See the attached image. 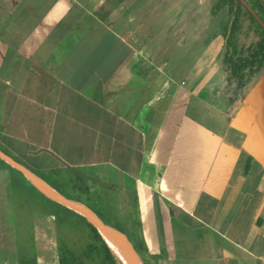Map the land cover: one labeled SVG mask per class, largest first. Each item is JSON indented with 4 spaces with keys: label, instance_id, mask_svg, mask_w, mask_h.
Listing matches in <instances>:
<instances>
[{
    "label": "crops",
    "instance_id": "1",
    "mask_svg": "<svg viewBox=\"0 0 264 264\" xmlns=\"http://www.w3.org/2000/svg\"><path fill=\"white\" fill-rule=\"evenodd\" d=\"M183 2L0 0V146L80 170L97 215L152 264H264V71L242 100L198 98L194 84L227 82L214 27L180 33L205 5L179 17ZM24 176L0 165V264L20 248L60 264L70 233ZM16 179L38 195L20 205Z\"/></svg>",
    "mask_w": 264,
    "mask_h": 264
},
{
    "label": "trees",
    "instance_id": "2",
    "mask_svg": "<svg viewBox=\"0 0 264 264\" xmlns=\"http://www.w3.org/2000/svg\"><path fill=\"white\" fill-rule=\"evenodd\" d=\"M186 1L189 10L192 7L196 10L198 7L210 4V13L213 16L223 12L220 24L210 33V39L220 42L218 59L221 61L225 80L231 86L230 101L242 100L264 71V0H184L180 5L179 17L186 12ZM0 149L26 165L1 146ZM251 159H247L244 172H247ZM0 165H5L24 176L2 158ZM33 172L66 197L88 205L102 217L91 200V184L77 168L33 170ZM261 188L264 193V177ZM41 194L55 213L59 226H65L70 233L68 236L60 235L58 238L60 264H123L109 249L91 220ZM257 221L264 228V218H258ZM112 230L119 242L128 249L121 226L117 225ZM137 247L146 250L140 243ZM22 250L20 248V264H37L33 248H30L28 256ZM131 254L143 264L139 256L132 252Z\"/></svg>",
    "mask_w": 264,
    "mask_h": 264
},
{
    "label": "water",
    "instance_id": "3",
    "mask_svg": "<svg viewBox=\"0 0 264 264\" xmlns=\"http://www.w3.org/2000/svg\"><path fill=\"white\" fill-rule=\"evenodd\" d=\"M0 158H2L4 161L10 164L12 167L22 172L28 178V180L43 194L81 213L89 220H91L97 227L102 239L105 241L109 249L118 257V259L123 264H141L131 254V252L119 242V240L112 234V232L104 224V222L97 215V213L93 209H91L88 205L74 201L66 197L64 194H62L61 192L53 188L51 185H49L47 182H45L40 176H38L30 168H28L26 165L16 160L8 153L4 152L2 149H0Z\"/></svg>",
    "mask_w": 264,
    "mask_h": 264
},
{
    "label": "rangeland",
    "instance_id": "4",
    "mask_svg": "<svg viewBox=\"0 0 264 264\" xmlns=\"http://www.w3.org/2000/svg\"><path fill=\"white\" fill-rule=\"evenodd\" d=\"M195 13H196V15H195V22L196 23L192 26H189L188 27L189 29L184 27V30H181L180 33H187L188 32L189 34L192 33V34L197 35L199 32L202 31V26L204 24L205 25L203 28H207L206 26H208L209 29H212L213 27L215 28L216 26H218L220 24V21L222 19V14H223V12L218 14L217 17L220 16V18H212L214 16L210 13V6L209 5H205V6L201 7ZM202 20H203V23L197 24L198 21L200 22ZM209 25H211V26H209ZM180 43L185 44L184 41L182 42L181 40L178 41V44H180ZM189 59H190L189 56H184L183 54L177 55L173 58V66L175 68H176V66L181 67L182 65H185L186 63H188ZM181 75H182V73L179 74V76H181ZM151 78L152 79L150 80V85L152 86L153 85L152 82H155L157 80V78H155L154 75L151 76ZM151 86H150V88H151ZM194 86H195L194 91H195L196 95L199 96L198 98H202L203 97L202 95L206 91L207 98H211L214 101L215 105H217L216 107H219V106L223 107V105H225V100H226L225 97L227 95L231 94V86L228 84H223V82H221V84H215V85H213V84H211V85L210 84H206V85L194 84ZM214 87H215V89H214ZM31 189L33 191L32 190L27 191L26 187H24V185L18 179L15 180V193H16L17 201L20 205L24 204V200H25V197L27 194L28 195L30 194V197H32L31 194L38 195L37 191H36V189H34V187L33 188L31 187ZM20 212H21V210H20ZM25 212H26L25 210H22V212H21L24 220H25ZM21 213H20V215H21ZM23 218L20 217V220L22 221ZM23 247L26 248V246H23ZM130 251L132 253H136V252H134L135 250L133 248H130ZM140 258H141V262L143 264H152V262H153L152 259H147L144 257H140Z\"/></svg>",
    "mask_w": 264,
    "mask_h": 264
}]
</instances>
